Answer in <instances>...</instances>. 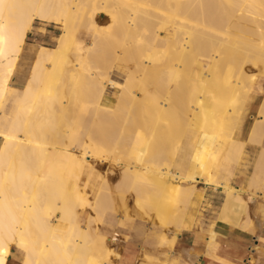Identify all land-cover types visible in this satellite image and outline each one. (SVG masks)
I'll use <instances>...</instances> for the list:
<instances>
[{
	"label": "bare ground",
	"instance_id": "bare-ground-1",
	"mask_svg": "<svg viewBox=\"0 0 264 264\" xmlns=\"http://www.w3.org/2000/svg\"><path fill=\"white\" fill-rule=\"evenodd\" d=\"M65 2L70 3L64 7L67 9L63 8ZM57 8H63L64 19L57 14L55 17ZM102 14L108 16L106 24L101 26L106 31L104 35L98 27ZM53 18L62 23L58 43L51 49L39 46L35 52L22 87L21 102L29 105L38 101L35 88L46 94L51 87L61 86L58 66L77 48L72 69L64 71L68 76L66 100L55 98L52 112L56 120L51 123L54 122L55 130L58 126L56 131L65 136L64 141L68 140L66 145L75 142L66 138V128H71L69 136L78 142L74 149L60 146L58 141L48 145L54 143L51 141L54 133L52 139L49 135L50 140L45 138L46 133V140L41 141L48 142L45 145L50 147L37 148L41 145L37 143L40 137L48 130H39L43 132L39 133L41 136L34 131L30 133L29 125L38 129L40 124L34 120L37 126H19L21 122L16 116L20 113L7 132L0 131V264L7 263L13 247L23 253L22 264H103L91 254L94 242L89 231L94 229L91 221L94 215L89 210L97 212L104 204L107 177L91 173L84 186L89 199L76 188L66 195V189L57 185L60 191L56 192L57 186L47 178L49 173L52 175L50 170L53 172L56 161L58 165L66 162L68 167L66 163L65 167L72 173L87 170L85 165H90L91 159L111 163L113 168L109 173L115 170L121 173L118 184L125 188L134 206L148 216L153 214L161 227L174 228L172 235L164 231L159 241L161 246L169 244L173 248L180 234L192 229L186 213L173 216V203L182 197L192 206V196L200 195L197 185L201 183L223 194L216 222L203 238L211 252L218 246L219 235L215 230L218 224L227 226L239 236L237 239L254 236L259 224H264V97L244 138L245 114L255 101L252 96L255 79L246 74L244 67L254 65L256 57L264 58V0H0V100L15 87L11 84L12 77L33 22ZM83 28L87 33L81 35ZM113 28L116 36L110 37L107 31ZM82 36L90 40L85 46L79 41ZM103 41L106 44L115 41L118 51L111 54L105 51L109 56L102 62L92 60L89 55L96 57L98 51L106 50L101 49ZM83 51L86 59L82 58ZM99 53L101 57L103 54ZM201 57L208 61L201 62ZM196 63L198 71H195ZM207 83H212L215 91L210 103L204 98ZM109 89L114 91L111 96ZM78 94L94 99L95 117L100 120L97 124L92 117L94 123L88 127L84 139L78 137L82 135L80 131L74 133L71 124L76 118L73 115L71 119V115L80 101ZM45 100L44 105L48 102ZM35 104L34 108L29 105L25 109L21 103L22 112L26 110L23 115L27 110L34 111ZM41 109L35 110L36 113ZM43 110L46 116L49 109ZM28 118L23 121L33 123ZM62 127H66V135L60 131ZM19 131L26 137H20ZM32 132L35 137L40 136L34 146ZM188 134L193 149L184 162L181 146ZM250 165L252 173H249ZM57 170H54L56 174ZM223 170L232 173L230 185L218 183ZM56 182L59 184V179ZM122 199L127 197L124 195ZM253 202L254 218L250 215ZM84 213L90 216L86 226H81L79 219ZM61 227L69 237L64 243L57 241ZM116 237L117 234L111 239L115 243ZM256 247L264 255V242ZM170 250L165 262L162 260L165 264L172 259ZM107 251L105 258L112 257L111 250ZM113 255L114 259H123L118 253ZM255 257L252 254L249 261ZM140 264L154 263L148 259Z\"/></svg>",
	"mask_w": 264,
	"mask_h": 264
},
{
	"label": "rangeland",
	"instance_id": "rangeland-1",
	"mask_svg": "<svg viewBox=\"0 0 264 264\" xmlns=\"http://www.w3.org/2000/svg\"><path fill=\"white\" fill-rule=\"evenodd\" d=\"M67 4H68V2H67ZM67 4L65 2L63 4L64 5L63 8ZM68 5L70 6V3ZM63 8H57L54 10L55 17L57 14V17H59L60 19L61 18L64 19ZM67 8H64V9H67ZM105 17L108 18V16L106 14H102L100 16L101 21L98 25V27H100L99 29L101 30L102 35H104V33H106V31H103V29L101 28V26L106 22V20H108ZM54 20L55 19L53 18L52 21L35 20L33 22L32 27L30 28V34L28 35V38L26 41L27 44H26L25 49L23 50V52H22V54H21V56L17 62L16 71L12 77L11 84L15 87H12L7 92H5L6 94H4L5 95V96H3L4 98L2 97V100H0V131L7 132L8 129L10 128L11 122L14 121V118L18 113L22 114V115L19 114L16 116V117H18L19 122H21V123H18L19 126H20V124L22 126H25L24 124H28V125L29 124H35L37 126V123L39 122L40 125L37 126L38 129L33 127L34 125L33 126L29 125L30 129L26 127L27 125L25 126L27 128V130H30L29 131L30 133H31V131H34V133H36V134L38 133L37 135H40L39 133H41V135H42L43 132H40V131L48 130V131H45V134H43V136H41V135H40L41 137L38 136V137H40V139L38 137H35L36 134H34L32 132V134L34 136L33 137L34 139L31 140L34 143V144L32 143V145L34 146V145H37V143H39V144L41 143V145H38V147L35 146L37 148H40V146H41V148H44L45 146H47V148H49L50 146H48V145L55 144L54 141H58L57 143L60 146L68 144V140L64 141V139H63L65 136H63V134H58L60 132L56 131L58 126H56V130L53 128V127H55L53 125L54 122L52 124L51 121H53V120L55 121L56 118H55V115L52 112V110H53V102H54L55 98L61 99V100H64V99L66 100V96H67L66 93L68 91L67 86H66L68 81H66V80L68 79V76H67V73L64 71L65 70L68 71V69H72L73 64H74L73 62H75V60L77 59V58H75V56H78L76 54L77 48L71 50V52H70L71 54L69 53L66 57H64V59L61 63L62 66L61 65H60V67L58 66V73L57 74H58L59 79L61 78V80H60V82H62V84L60 83L61 86H59V84H58V86L51 87V89L46 92L47 95L45 93H44L45 95L43 93L41 94L39 87H38V90H36V88H35V91H37V93H36L37 97H35V98H37V100H38L36 102H38V104H40V106H37L38 104L36 105L35 104L36 102H34V104L36 105V108H38L39 110L42 108L41 109L42 112L40 111V112L36 113V111H38V109H36V108L34 109V111H33V109L30 110L31 112L33 111L34 113H31V112L29 113L27 110V113L26 112H25L26 114L24 113V115H25V117H24L23 112L26 111L25 109L29 108L28 107L29 105L31 106L30 108H32L34 106V104L32 103L33 104V106H32V104L28 105V104H25L24 102H21L23 95H24V89H22V87L24 86L26 79L29 76L30 68H31L33 61H34V58H35V52L41 46H44L47 49H51V48H54L58 43L57 42L58 36L62 32V23H58ZM80 32H81V35H84L85 33H87V29L85 28V30H84V28H83L80 30ZM115 32H116V29H114V28L110 31H107V33L110 37H112V35L116 36ZM79 41L82 42V45L85 46L90 40H89V38L82 36ZM103 42H104V45H102L103 48H101V49L104 50V48H105L106 50H104V51L100 50L101 53H99V51H98L96 54V57L93 55H89V57L92 58V60H94V61L97 60L99 62H102V61L107 59L106 57L109 56V54H108V56L106 55V52L111 51V52H109L111 54V53H114V50L118 51L117 47L115 46V44H116L115 41H111V44L110 43L106 44L105 41H103ZM107 45H108V47H107ZM109 46H111V47H109ZM104 52H105V58H104V54H103ZM98 53H99V55L100 54H103V55H101V57H98ZM81 55H82V58L85 57V59H86L87 56H85L86 55L85 51L81 52ZM89 57H88V59H89ZM200 61L206 63L208 60L206 58L201 57ZM99 62L97 63V65L100 64ZM95 64H96V62H95ZM194 67H195V71H198L197 69H199V68H198L197 63L194 64ZM244 68H245L244 71L246 72V74L249 77L253 75L254 79H255V82L253 84L254 88H253V92H252V96L255 97V101L251 104V106L249 107V109L246 111V114H245V120H244L245 121L244 138H245L248 135L249 129L251 128L255 117L257 116V111H258L259 105H260V103L264 97V74L262 72V70L264 69V58L256 57L254 60V65L246 64ZM59 72H61V73H59ZM63 73H65V74H63ZM60 74H62V75H60ZM62 78L64 81L62 80ZM202 79L206 80V77L202 76ZM113 92L114 91L112 89H109V91H108L110 96L113 94ZM40 94L44 95L43 96L44 98L47 97L46 100L48 102L43 97H41ZM214 94H215L214 85L212 83H207L206 87H205V91H204L205 100L208 103H210V101L212 100V96ZM83 96L85 97V98H83L84 101L81 100ZM83 96L79 97L80 101L78 102V105L76 107L77 110L75 109V111H73V114L71 115V119L76 116L75 120L71 123L72 127H73L72 130L74 129V133L76 131L81 132L82 135L78 136L80 139L85 138L84 134L86 135L88 133V130H89L88 127H91L92 123H94L96 121L98 124L100 122L98 117L97 116H96L97 118L95 117L97 111H96V106L92 103V100L94 101V99H92V100H91V98L87 99L86 97H88V96H85V95H83ZM42 98L45 100V103L47 102V104H45V105L43 104L44 100ZM1 101H3V102H1ZM85 101H87V103ZM83 102H85V103H83ZM21 103L24 104V106H22V107L25 108V109H23L24 110L23 112H22ZM88 103H90L91 105H89ZM41 104L44 105L45 110L49 109L47 112L45 111L47 113L46 116H45V114H43L44 108ZM26 105H27V107H25ZM46 105H47V107H46ZM20 107H21V110H19ZM18 110L21 111L22 113L18 112ZM75 112H77V113H75ZM84 112H85V114H84ZM38 113H39V115H38ZM52 113H53V115L50 116L49 114H52ZM30 114H32V116ZM34 114H35V116H34ZM40 114H41V116L42 115L43 116L39 118ZM73 115H74V117H73ZM29 116H31V118H32L31 121H33V123H31V122L25 123V121H23L24 119H27ZM44 116L46 118H43ZM82 117H84V118H82ZM92 117L94 118V122L92 121V119H93ZM29 118H28V120H29ZM50 118H52V119H50ZM77 118H78V120H77ZM34 120L37 123H34ZM44 120H46V121H44ZM48 120H49V122H47ZM98 120H99V122H98ZM5 121L7 123H4ZM40 121L42 123L43 122L44 123L42 124ZM4 124H6L7 126ZM43 125L45 126V129L42 128ZM85 125H87V127H84ZM31 126H32V128H31ZM47 126L49 127V129H46V128H48ZM65 128L66 127H64V128L62 127V130H60V131L63 133L65 131ZM86 128H87V130H86ZM37 131H39V132H37ZM70 131H71V128H66L65 132L66 133L68 132V133L66 135V133L64 132V134L66 135V138L68 137L69 140L72 139L71 141L74 140L75 142L74 143L71 142L70 143L71 146H69V145H66V146H69V148L74 149V147L76 146V144L78 142V139L71 138L69 136ZM21 132H20V134L18 133L19 136L21 135L20 137H26V134L24 136L23 135L24 133L23 132L21 133ZM46 133L48 135V137L45 136V138H47V140L50 137L49 136L50 134H51V139H52V134L54 133L53 137L56 140H54V138H53V140H51L54 143H51V142L48 143L47 142L48 145H45L47 143H43L44 141L43 142L41 141L44 138V135H46ZM37 138L41 142L40 141L37 142L36 141ZM33 140H35V142ZM49 140H50V138H49ZM64 142H67V143H64ZM58 144H57V146H58ZM0 145H1V139H0ZM42 145H44V147H42ZM192 145H193V140L189 139V134H188L186 136V138L184 139L182 146H181V150H182L181 152L184 155V158H183L184 162H186L188 160V157L190 156V154L192 152L191 151L193 149ZM60 146H58V147H60ZM191 146H192V148H191ZM89 161H90V165H89V163L88 164L86 163V165H85L87 167V170L85 169L81 172L76 170V171H74V173H72L70 171L73 174V175L71 174V176H69L70 172L68 171L69 168H67L68 164L66 162L62 161V163H63L62 165H61V163H59V165H58V163H56L59 161H56L55 163L53 162L54 164L52 163L53 164L52 166H54L56 170L58 169L57 170L58 172L56 174V171H54L55 169L53 167V169H54L53 170L54 174H53L52 168H51V170H50V172L52 174L51 176L54 177L57 175V178L62 183V186H61L60 182H59V184L56 182V180H58L56 177L53 178V177L49 176L50 173H49L47 178H49L48 180H49V182L51 181L50 183L52 185H54V186L59 185L61 187V189L65 188L66 190L64 191V193L66 195L70 194L72 192V190L74 188H76L84 196V198L89 199V196L86 193V189L84 186L89 181L91 173L97 172L100 176L103 177L105 175L107 177L108 187L104 191V192H106V194L104 193L105 194L104 199H105V202L106 201L107 202L106 203L104 202V204H103L104 206L102 205V207L98 210V211H100L99 213H98V211L96 212L94 210H89L94 215V217H92L93 219L91 218V221L93 220L92 228H94V229L90 230L89 232L93 235L92 241L94 243L92 245L91 254L95 258H98V260L101 261L103 264H115V263L117 264V261H115V259H114L116 256L113 254L118 253L121 255V251L123 250V248H127V249L129 248L138 254V263L137 264H140L142 262H146V261H148V259H150L154 264H157V263L158 264H161V263L165 264L164 263L165 258L167 259V257H168V255L166 253H167V251H169L171 249L170 251H172L173 256H171V258H172V259H170L171 261H169L166 264H173L174 262L172 260H175V259H176L175 264H186V261H187V264H200V263L196 262V261H198L197 259H194V257H195L194 254H196L194 251L195 247L193 246L189 249H186V248H188L190 241L194 237H187L188 236L187 234L186 235L180 234V236L178 237V239L174 243L173 248H171L169 246V244L165 245V246H161L159 244V241H160V238H161L162 234L164 233V231H165V233L167 232V233L172 235L171 230L173 232L174 228L172 229V227H168V229H165V228L161 227L159 224L156 223L155 219L152 217L153 214L151 215V213H150V216H148V215H146V213L144 211L137 209L134 206L132 199L130 197H128V193L125 191V188L123 189L122 188L123 186L120 183L118 184V182L121 180V178H120L121 173L118 170L111 172V174L109 173L113 168L111 166V163H105L104 164L101 162H97L98 160L96 161L94 159H91ZM65 163L67 164V167H65L66 166ZM56 166H57V168H56ZM61 166H64L65 169H64V167H61ZM59 167H60V169H59ZM249 168H250L249 173H252L253 166L250 165ZM66 169L68 172L65 171ZM226 171L227 170L221 171V175L218 179V183L230 185L232 182V173L227 171L229 173V174H227ZM63 174L64 175L67 174V176L66 175L63 176ZM34 175L32 176V178L36 177ZM50 178L51 179L53 178V179L50 180ZM52 182L53 183L56 182L57 184L56 183L53 184ZM236 186H240V185L237 183ZM55 189H57L56 192L60 191L58 186H57V188L55 187ZM69 189H71L70 192H69ZM197 193L200 195L192 196V199H191V201L193 202L192 206L189 205L187 202L183 201L182 197H179V198H181V201L179 199H177L176 202L173 203V216H179L180 214L182 215L183 213H186L187 218L192 221V229H191L192 231L190 230L192 233L191 236L193 235V233L195 234V233H201L202 232L203 234H205L206 231L209 230L210 225L214 221H216L217 212H218V210L222 204V201H223V194L221 193V190H219V189L215 190L213 187H211L209 185H205L202 183L198 184L197 185ZM121 194H124L128 200L127 199L123 200L122 196H124V195H121ZM262 194L264 196V188L262 190ZM18 196H19V194L17 195V193H16V197H18ZM18 198H15V199H18ZM179 202L180 203L182 202L183 204H179ZM175 206H177V208ZM254 208H255V206H254V202H253V204L250 206V210H251L250 215H252V216L254 213ZM89 216H90V214H89ZM253 218H254V216H253ZM99 219H100V221H99ZM52 220L56 221V218L52 217ZM79 223L81 226L82 225L86 226L85 223H83L81 220H79ZM61 228L63 229V227H61ZM62 229H60L58 231V234L60 236L57 237V239L59 238V240H57V241L59 243H64L63 241L66 242V240H68L67 238H69V237H67V233H65V230L64 229L62 230ZM115 234H117V236H118L116 238H117V243H119V244L115 243L116 241L113 242L111 240L112 236ZM173 234H174V232H173ZM254 236H256V237H252L249 241H247L245 243V252H244V258H243L242 264H249V260H250L249 258L252 256V254L255 253V251H254L255 247L260 245V242L261 243L264 242V234L262 233L261 230H258ZM108 244H109V246H108ZM113 244H114V246H113ZM200 245H201L200 248L203 252L207 250L205 239H203V241L200 242ZM108 248H109V250H108ZM112 249H113V251H112ZM107 250L108 251L111 250V252L113 253V254L110 253V255L112 254V257H110L112 260L110 258H105V257H107L105 254ZM116 250H118V251H116ZM12 252H14L16 255H19L20 258L22 259V256L19 254V252L16 250V248L13 247ZM189 253H190L191 257L189 255ZM143 256H145V257H143ZM192 256H194V257H192ZM162 260L164 262H162ZM252 262H253V264L254 263L257 264V262H255V261H252ZM252 262H250V264H252Z\"/></svg>",
	"mask_w": 264,
	"mask_h": 264
},
{
	"label": "crops",
	"instance_id": "crops-1",
	"mask_svg": "<svg viewBox=\"0 0 264 264\" xmlns=\"http://www.w3.org/2000/svg\"><path fill=\"white\" fill-rule=\"evenodd\" d=\"M217 214H218V212H217ZM85 216H86V218H85ZM88 217H89V214L84 213L80 217L79 220H81L83 223L86 224ZM214 222H216V221H214ZM263 225L260 223L258 230L262 231L264 229V228H262V227H264ZM215 230L217 231V233L219 235L217 237L218 246H217V249L215 252H211V250L207 246V242H206V248H207L206 251L203 252L200 248L201 247L200 242H202L203 238H205L207 236V233H205V234H203V233H195L194 234L193 233V235L191 236L192 230L191 231L186 230L183 232V234L188 235L187 237H194V238H192V240L189 243L188 248H186V249H189V248L193 247L194 245L196 246L195 252H196V254H199L198 255L199 258H197L196 254H194L195 258L198 260L196 262H198L200 264H242L243 258H244V252H245V243L247 241H249L252 237H256V236H249V237H251L249 239L248 238L245 239L244 237H246V236H240L241 238L237 239L236 237H239V236L235 235L234 233H231L230 229L227 226H223L221 224H218L216 226ZM196 237L201 238V240L200 239L198 240ZM197 241H199V242H197ZM262 245H263V243L260 242L259 246H262ZM14 248H16V247H14ZM16 250L22 256V259L20 258L19 255H16L11 250L6 264H22V260L24 258L23 253L18 248H16ZM254 251H255L254 254L256 256L254 261L257 262V264H264V255H263L262 251L259 250L257 247H255ZM120 256H122L123 259L119 260L116 258L115 260L117 261V264H119V263H121V264H137L138 263V254L129 248L128 249L123 248ZM249 264H250V261H249ZM254 264H256V263H254Z\"/></svg>",
	"mask_w": 264,
	"mask_h": 264
}]
</instances>
